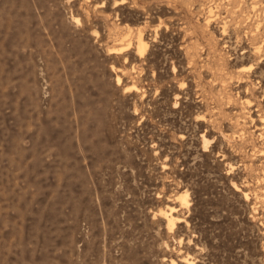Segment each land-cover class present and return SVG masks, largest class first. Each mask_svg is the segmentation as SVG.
Here are the masks:
<instances>
[{"label": "rangeland", "instance_id": "rangeland-1", "mask_svg": "<svg viewBox=\"0 0 264 264\" xmlns=\"http://www.w3.org/2000/svg\"><path fill=\"white\" fill-rule=\"evenodd\" d=\"M186 260L264 264V0H0V264Z\"/></svg>", "mask_w": 264, "mask_h": 264}, {"label": "bare ground", "instance_id": "bare-ground-1", "mask_svg": "<svg viewBox=\"0 0 264 264\" xmlns=\"http://www.w3.org/2000/svg\"><path fill=\"white\" fill-rule=\"evenodd\" d=\"M148 44V43H147ZM123 48L121 47V48H119V49H113V52H116V51H121ZM137 49H138V52L140 53V54H143L144 53V51H145V49H146V42H145V40L143 39V36H142V34L141 33H139V35H138V39H137ZM258 50H259V48H258ZM257 52V51H256ZM118 81L120 82L121 81V78H118ZM206 138V137H205ZM205 140V145H207V140L206 139H204ZM209 144V143H208ZM188 195L187 194H181L179 197H178V199L182 202V203H187L188 204ZM182 205H184V204H182ZM172 211H174V208H172L171 209V213L170 214H167V213H162L165 217H166V219H167V221H168V225L171 227L172 225H174L176 222H178L180 219L179 218H177V217H174L173 215H172ZM186 264H191L192 262H190V261H188V260H186V261H184ZM172 264H176V262L175 261H172Z\"/></svg>", "mask_w": 264, "mask_h": 264}]
</instances>
